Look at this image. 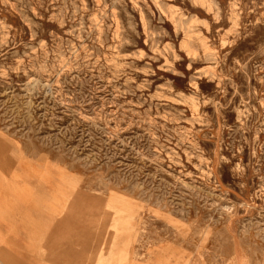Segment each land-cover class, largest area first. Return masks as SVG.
Instances as JSON below:
<instances>
[{
  "label": "rangeland",
  "instance_id": "374dc122",
  "mask_svg": "<svg viewBox=\"0 0 264 264\" xmlns=\"http://www.w3.org/2000/svg\"><path fill=\"white\" fill-rule=\"evenodd\" d=\"M0 141L96 264H264V0H0Z\"/></svg>",
  "mask_w": 264,
  "mask_h": 264
},
{
  "label": "crops",
  "instance_id": "0c3cea01",
  "mask_svg": "<svg viewBox=\"0 0 264 264\" xmlns=\"http://www.w3.org/2000/svg\"><path fill=\"white\" fill-rule=\"evenodd\" d=\"M7 149L0 141V264H96L105 235L104 221H96L100 208L19 201L8 191ZM34 194L52 196L49 189Z\"/></svg>",
  "mask_w": 264,
  "mask_h": 264
}]
</instances>
